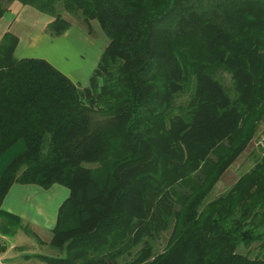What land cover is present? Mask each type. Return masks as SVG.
Returning <instances> with one entry per match:
<instances>
[{"label":"trees","instance_id":"obj_1","mask_svg":"<svg viewBox=\"0 0 264 264\" xmlns=\"http://www.w3.org/2000/svg\"><path fill=\"white\" fill-rule=\"evenodd\" d=\"M16 1L108 41L79 86L1 37L0 234L35 236L1 207L13 184H59L47 264H264V0Z\"/></svg>","mask_w":264,"mask_h":264},{"label":"rangeland","instance_id":"obj_2","mask_svg":"<svg viewBox=\"0 0 264 264\" xmlns=\"http://www.w3.org/2000/svg\"><path fill=\"white\" fill-rule=\"evenodd\" d=\"M66 18L74 25V31L78 34L82 32V36L84 37L83 39L80 37L78 41V38L76 39L75 37L76 34L71 32L65 38H58L60 39L58 41L62 48L57 53L59 54L61 64L63 62L65 66L64 69L68 71L81 60L79 54H84L85 57L88 55V50L91 51L94 47H99L103 50L108 40L96 20H91L90 28H88V26L78 18L75 19L69 15H66ZM86 37L90 42H86ZM91 42L94 44H91ZM36 50L38 53L46 54L43 48ZM92 54H94V52ZM97 59L99 60V58ZM74 82L79 86H85L88 81L86 83H84V81H80V83ZM261 130H264V123H262ZM251 147L250 145L231 166L228 172L221 177L215 185L212 195L226 191L237 179V176L247 170L251 164L250 156L253 151V147ZM29 187L30 188H28V191L25 193L27 196H30L28 198L30 199V206H27L30 208L23 213L24 217L22 216L21 218L23 223L27 224L28 228L35 236L22 229L16 230L13 236H4L0 234V264H47L46 261L38 255H59L58 251L49 245V241L52 235L51 229L56 221L58 208L67 198L69 190L59 184H54L48 189H42L35 185H30ZM18 194L20 193L16 188H10L3 199L1 207L3 209L7 208L8 202L15 206L19 202ZM9 211L12 212L11 210ZM167 237V233L161 237L160 241L157 243L158 249L164 246Z\"/></svg>","mask_w":264,"mask_h":264},{"label":"crops","instance_id":"obj_3","mask_svg":"<svg viewBox=\"0 0 264 264\" xmlns=\"http://www.w3.org/2000/svg\"><path fill=\"white\" fill-rule=\"evenodd\" d=\"M32 8V6L24 5L16 0L9 3L4 14L0 16V39L5 32H12L18 37L15 51L17 57H44L43 59L47 60L64 74L66 73L72 80L79 83L80 81H84L86 83L98 61L97 58L100 57L102 49L94 47L91 51L88 50V55L85 57L84 54H79L81 60L72 68H67L69 69L68 71L65 70V66L63 62L61 64L59 54L57 53L62 48L58 40L67 37L72 32L76 34L75 37L79 41L80 37L84 38L82 32L76 33L73 29L74 25L70 24L68 29L61 35H51L47 30V25L52 19L51 16L42 12L40 13V11ZM85 39L86 42H90L87 37ZM91 44L94 43L91 42ZM39 48H43L46 54L38 53L36 49ZM93 52L94 54H92ZM29 186L28 184H13L11 188H16L20 193L18 194L19 202L15 206L8 202L5 210H11L20 217H24L23 213L30 208L27 207L30 206V199H28L30 196H27L25 193L30 188Z\"/></svg>","mask_w":264,"mask_h":264},{"label":"built area","instance_id":"obj_4","mask_svg":"<svg viewBox=\"0 0 264 264\" xmlns=\"http://www.w3.org/2000/svg\"><path fill=\"white\" fill-rule=\"evenodd\" d=\"M255 145L257 147H260V148L264 149V131H262L260 133V135L257 137V139L255 141Z\"/></svg>","mask_w":264,"mask_h":264}]
</instances>
